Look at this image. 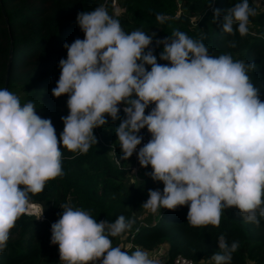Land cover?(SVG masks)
I'll use <instances>...</instances> for the list:
<instances>
[{
  "label": "clouds",
  "instance_id": "9594fccd",
  "mask_svg": "<svg viewBox=\"0 0 264 264\" xmlns=\"http://www.w3.org/2000/svg\"><path fill=\"white\" fill-rule=\"evenodd\" d=\"M256 14L249 0H241L223 15L222 32L235 34V25L244 36ZM220 15L215 9L214 20ZM165 19L156 15L160 23ZM77 24L84 39L63 45L67 58L59 61L61 73L52 89L54 97L68 95L69 114L61 117L59 141L51 119L37 115L34 102L22 105L16 94L0 89V253L27 211L30 194L64 175L58 144L87 153L97 143L93 130L106 125V116L121 120L115 133L123 160L141 145L142 129L151 134L137 159L141 167L151 166L146 175L164 187L162 192L149 190L145 209L187 205V222L198 228L218 227L222 210L234 207L245 223L259 226L264 218V101L247 74L255 65L228 54L210 56L203 34L192 39L179 30L156 41L163 45L159 59L169 62L159 64L149 47L155 33H126L102 6L79 13ZM60 208L50 242L59 246L61 264L101 258V264H157L150 251L137 247L129 254L112 245L110 238L130 231L134 219L119 215L111 223L97 222L90 211L69 204ZM217 242L219 251L208 259L210 264H231L239 242L229 243L224 234Z\"/></svg>",
  "mask_w": 264,
  "mask_h": 264
},
{
  "label": "trees",
  "instance_id": "16d2710c",
  "mask_svg": "<svg viewBox=\"0 0 264 264\" xmlns=\"http://www.w3.org/2000/svg\"><path fill=\"white\" fill-rule=\"evenodd\" d=\"M179 1L117 0L120 13L114 14L111 0H0V89L5 87L22 95V105L34 102L37 115L51 119L59 141L64 125L61 111L51 105L53 95L49 90L56 87L59 80V61L67 58L63 45H70L77 38L84 39L77 15L102 6L120 22L126 33L134 30L148 35L155 33L149 47L154 49L159 64L169 62L159 59L163 45L157 46V40L171 36L174 30L182 31L192 39H199L203 34L206 37L203 43L210 56L228 54L234 61L255 65L247 74L253 85L260 89V99L264 101V0H257L260 7H256L254 0H249L257 14L249 18L248 33L244 36L235 30V25V34L223 33L221 26L226 11L241 0ZM215 9L221 13L217 20L213 18ZM157 14L166 18L164 23L156 20ZM145 67L151 70L150 65ZM63 96L68 98L67 94L54 98ZM118 107V115L123 119L124 105ZM153 107L154 104L150 105L145 115ZM106 120V125L93 130L97 143H92L87 153H74L63 148L62 143L58 144L64 175L46 182L43 191L30 194L29 202L41 206L43 219L25 214L17 219L7 248L0 253V264H61L59 246L51 244L50 239L51 225L62 215V204L90 211L97 222L111 223L119 215L134 219L132 229L123 234L145 251L166 245V264L177 254L194 264L211 258L219 251L217 238L221 234L229 243L239 242L231 264H264V218L260 219L259 226L245 223L234 207L222 210L218 227H191L187 222V205L175 210L160 209L153 222L140 223L136 214L143 208V197L152 190L146 186L153 182L163 190L164 185L146 175L152 171L150 165L142 167L143 173L135 183L126 182L129 170L139 162L133 157L121 159L115 133L121 120L112 121L109 116ZM141 132L151 135L146 127ZM31 203L26 213L32 212L34 205ZM120 237H111L112 244Z\"/></svg>",
  "mask_w": 264,
  "mask_h": 264
},
{
  "label": "rangeland",
  "instance_id": "374dc122",
  "mask_svg": "<svg viewBox=\"0 0 264 264\" xmlns=\"http://www.w3.org/2000/svg\"><path fill=\"white\" fill-rule=\"evenodd\" d=\"M111 5L113 7L114 14L120 13V9H119V5L117 3V0H111ZM53 88H55V87H52L49 91L52 92ZM16 95L20 98V100L23 98V96L20 94H16ZM67 100H68V98L65 96H63V98H61V99L54 98V96H53V98L51 100V105L57 106L58 110L61 111V113L59 112L61 117H66L69 114V109L67 108ZM137 164H133V166L129 170L128 179L126 181L127 183H135L137 178L139 177V174L143 173L142 167L140 166V164H138V165ZM143 187H142V191H144V192H145L146 188H152V190L159 189L162 192L161 188H158L156 183H153V182L148 183V186H146V188L145 187L143 188ZM148 198H149L148 195L143 197L144 202H146ZM29 203H31V202H29ZM31 204L34 205L31 207L32 212L31 213L25 212L24 214L25 215H32L35 219H38V220L43 219V213H42L41 206L36 204V203H31ZM152 213H154V215H151ZM157 216H158V211L152 212L151 210L145 209L144 207L142 209H140L136 214L137 220L142 224H147V223L153 222L157 218ZM127 240L128 239L126 238V234H123V235H121L119 240L112 245L114 247L119 246V247H121L122 251H128L129 254H131V251L126 248ZM149 257H150V254H149ZM208 259H210V258L204 259L203 261L199 262V264H210ZM62 264H64V261H62Z\"/></svg>",
  "mask_w": 264,
  "mask_h": 264
},
{
  "label": "built area",
  "instance_id": "2783aa9c",
  "mask_svg": "<svg viewBox=\"0 0 264 264\" xmlns=\"http://www.w3.org/2000/svg\"><path fill=\"white\" fill-rule=\"evenodd\" d=\"M139 135L143 136V140H142L141 145H138L137 146V150L132 155V157H133V159H134L135 162H138L137 152H138L139 148L142 147L144 144H146L150 140V138H151V135L144 134L141 131H140ZM137 247H139V246L135 245L132 242L131 238L128 239V241L126 243V248L128 250H130L132 252ZM148 253L150 254V258L154 259L157 262V264H166L167 253H166V251L162 250L161 247H158L155 250L150 251ZM101 262H102V258H101V260H97L95 262H89V264H101ZM64 264H65V262H64ZM169 264H194V263L189 258L184 257V256H182L180 254H177V255H175V256H173L171 258Z\"/></svg>",
  "mask_w": 264,
  "mask_h": 264
},
{
  "label": "crops",
  "instance_id": "0c3cea01",
  "mask_svg": "<svg viewBox=\"0 0 264 264\" xmlns=\"http://www.w3.org/2000/svg\"><path fill=\"white\" fill-rule=\"evenodd\" d=\"M159 211V210H158ZM151 215H154V213H152ZM162 250L166 251L167 247L166 245L160 246Z\"/></svg>",
  "mask_w": 264,
  "mask_h": 264
},
{
  "label": "water",
  "instance_id": "95a60500",
  "mask_svg": "<svg viewBox=\"0 0 264 264\" xmlns=\"http://www.w3.org/2000/svg\"><path fill=\"white\" fill-rule=\"evenodd\" d=\"M178 2H180L179 0H178ZM6 76H7V70H6V74H5V81H4V85H5V82H6ZM5 88V87H4Z\"/></svg>",
  "mask_w": 264,
  "mask_h": 264
}]
</instances>
